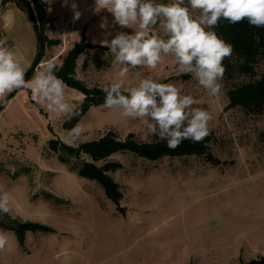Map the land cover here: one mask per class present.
Here are the masks:
<instances>
[{
    "label": "rangeland",
    "instance_id": "rangeland-1",
    "mask_svg": "<svg viewBox=\"0 0 264 264\" xmlns=\"http://www.w3.org/2000/svg\"><path fill=\"white\" fill-rule=\"evenodd\" d=\"M47 2L50 34L59 35L63 29L64 35L67 34L64 44L70 45L67 51L81 39L94 45L83 50L74 63L73 73L68 75L79 84L74 87L63 80L65 99L77 109L89 89L103 90L121 79L112 67V56L105 57L109 49L101 42L110 41L118 31L132 34L135 28H120L107 10L95 13V0ZM102 22H106V28L100 27ZM58 41L59 44L50 46L57 57L63 54L59 53L62 41ZM66 52L55 63L56 70ZM136 72L142 77L159 76L160 80L181 75L173 58L165 57L156 69L137 68L130 72L123 78L125 87L133 86ZM262 72L264 62H259L255 77L259 79ZM250 80L247 75L231 80L223 77L222 92L217 99L211 98L192 76L187 81L169 82L182 94L192 95L198 101L194 107L211 113V149L216 158L226 163L220 166H264V113H248L242 108L224 111L227 91ZM15 99L0 116V192L8 191L12 197L11 211L0 214V221L13 220L18 231L0 226V233L7 239L4 250L0 251V264H242L264 258V224L255 226L252 232V237L260 238V245H250L252 239H246L242 246L212 252L185 249L194 237L190 223L195 210L215 209L222 202L226 205L225 214H242L246 208H252L250 198L264 192V179L230 182L222 189L227 179L242 174L210 176L209 179L222 182H209L207 197L197 194L204 196L194 200L185 187L145 179L153 172L216 167L211 163L196 156L147 161L135 153H114L107 160L121 165L108 171L107 176L120 185L122 197L116 204L99 182L85 179L78 174L79 168L75 170L61 160L60 156L65 155L72 163H78L74 156L62 150L61 144L77 148L104 138L110 131L121 140L129 133L147 143L159 140L158 137L138 120L120 116L118 110L90 106L79 119L68 120L36 105L30 90ZM77 125L81 129L79 135L71 131ZM80 160L88 158L82 156ZM136 184L143 187L130 189ZM217 218L214 219L221 224L211 228L224 236L231 235L234 229Z\"/></svg>",
    "mask_w": 264,
    "mask_h": 264
},
{
    "label": "clouds",
    "instance_id": "clouds-1",
    "mask_svg": "<svg viewBox=\"0 0 264 264\" xmlns=\"http://www.w3.org/2000/svg\"><path fill=\"white\" fill-rule=\"evenodd\" d=\"M102 10L120 28H135L132 34L118 31L110 41L101 42L109 49L105 57L112 56V67L121 78L103 88L102 107L138 120L150 134L166 141L169 149H176L184 140L202 142L209 135L213 117L204 108L194 107L198 101L192 95L182 94L175 84L162 83L152 74L142 77L136 72L130 87H125L123 78L137 68L156 69L165 57H172L177 73L191 75L211 98H219L223 61L234 49L213 29L221 20L230 24L247 20L253 27H264V0H95L94 12ZM79 15L77 12L76 18ZM100 27L106 28V22ZM55 72V63L49 61L26 80L18 52L7 37L0 38V106L5 111L10 95L27 88L39 107L68 120L78 116L76 106L65 99L64 81ZM71 131L79 135L80 126ZM11 200L10 192H0V214L10 213ZM6 244V236L0 233V251Z\"/></svg>",
    "mask_w": 264,
    "mask_h": 264
},
{
    "label": "trees",
    "instance_id": "trees-1",
    "mask_svg": "<svg viewBox=\"0 0 264 264\" xmlns=\"http://www.w3.org/2000/svg\"><path fill=\"white\" fill-rule=\"evenodd\" d=\"M8 2L15 3L31 17L36 31L37 42L39 43L38 57L33 62L25 77L26 80H30L36 71L35 67L43 57L45 47L51 46L52 44H59L60 41L49 39L46 35L45 26L48 22L46 13L48 7L47 0H2L0 11ZM213 30L227 43H230L234 49L231 57L225 58L223 61L225 67L223 77L227 80H231L236 76L247 75L251 77L250 81L231 87L227 91V103L224 111L242 108L248 113H264V72L259 76V79L255 77L257 65L259 62H264V27H253L247 20L236 24H230L226 20H221L219 26ZM88 46L93 47L94 45H90L81 39L79 43L75 44L73 48L66 52L60 68L55 72L58 77H62V80L71 84V86L75 87L79 83L73 81L68 75L73 73L76 59ZM190 77L191 75L181 74L179 76L161 79L160 82L169 83L174 79L187 81ZM17 92L12 93L9 100ZM85 97V101L77 108L79 115L75 117L76 119L83 116L90 106H102L104 104L105 93L98 88H91L86 92ZM3 109L0 106V111ZM211 136L209 134L199 143L184 140L179 147L172 150L167 147L166 141L155 140L147 143L135 138L134 133L127 134L125 139L121 140L114 132L110 131L104 138L81 144L77 148L68 147L62 143V150L65 149V153L74 156L78 163H72V160L65 155H61L60 157L71 168L75 170L79 168L78 174L85 179L99 182L105 194L118 204L122 197L119 191V185L111 177L107 176V172L119 168L121 164L109 162L107 159L110 155L120 152L135 153L147 161H158L163 159V157L177 158L196 156L202 161L211 163L214 166L226 164L215 157L211 149ZM82 156H87L88 160L81 161L80 158ZM98 162H103V164L98 165ZM13 224L14 222L11 219L8 223L0 221V226L18 231ZM242 264H264V258L251 259Z\"/></svg>",
    "mask_w": 264,
    "mask_h": 264
},
{
    "label": "crops",
    "instance_id": "crops-1",
    "mask_svg": "<svg viewBox=\"0 0 264 264\" xmlns=\"http://www.w3.org/2000/svg\"><path fill=\"white\" fill-rule=\"evenodd\" d=\"M1 1L2 0H0V4ZM45 27L46 35L49 39H61L62 42L59 53L63 52L64 54L70 47V45H65L63 41L64 39H66L67 34L64 35L63 29H60L59 35L50 34L49 18ZM3 37H7L9 44L18 52L19 58L22 61V65L27 73L31 68L33 62L38 57L37 54L39 43L37 42L36 31L33 26L31 17L13 2H8L6 6L0 11V38ZM63 54L57 57V55L52 54L50 46L45 47L43 57L35 67V70L42 68L49 61L56 63L60 60V58L64 56ZM28 90L29 89L27 88L18 90L15 96L10 98V105L16 100L15 98L18 97L19 94L25 93ZM3 112H5L4 109L0 111V116ZM255 167L256 166L254 164H248L238 166L234 165L230 167L216 166L206 169H191L183 171L180 170L177 172H153L149 174L148 178H146L145 181L154 179L157 181H168L165 184H170L169 186L180 185L187 189L186 193H189L191 195L193 194L192 196L194 197V200H197L204 196L197 194H206L205 197H207L208 193H210L208 192L209 182H218V180L215 181L214 179H209L208 177L210 176L218 177L220 175L234 176L242 174L241 176H234L231 179H227L224 185L222 183V189L224 188V186H229L230 182H233L234 184L236 181L242 183L252 180L264 179V166L257 168ZM224 181L225 180H223V182ZM220 182L222 181H219L218 183ZM142 187V184H136L130 189L137 190L138 188ZM213 191L217 190L215 189ZM220 204L221 205H218L219 207L215 209L209 207L207 209L202 208V210L198 209L193 212V218L191 220L190 226L193 227L194 237L193 239L190 238V240L188 241L189 245L185 247L187 251L193 250L195 252L203 253L210 251L212 252L213 249L222 250V248H233L242 246L244 244V242L242 243V241H245L246 239H252L249 243L250 245H260V238L252 237V232L255 226L256 228H259L261 224H264V192L251 197L249 200V206H252L253 209L250 207V210L249 208H246L242 214H225L226 205L222 204V202ZM214 212H217L218 214ZM244 215L249 216L244 217ZM216 217H218L219 220H221L225 224L228 223L227 225H230L228 226L230 227L229 229H234L233 232H230L231 235L224 236L223 234H219L218 229L211 228L212 225L214 226L221 224V222H218L216 219H214ZM214 222H217V224H215ZM138 223L142 224L140 222ZM231 226L233 228H231Z\"/></svg>",
    "mask_w": 264,
    "mask_h": 264
}]
</instances>
